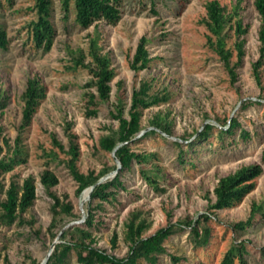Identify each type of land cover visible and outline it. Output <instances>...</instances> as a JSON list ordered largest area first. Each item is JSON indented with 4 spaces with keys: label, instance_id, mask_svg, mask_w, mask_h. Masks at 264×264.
I'll list each match as a JSON object with an SVG mask.
<instances>
[{
    "label": "rangeland",
    "instance_id": "obj_1",
    "mask_svg": "<svg viewBox=\"0 0 264 264\" xmlns=\"http://www.w3.org/2000/svg\"><path fill=\"white\" fill-rule=\"evenodd\" d=\"M212 0H121V18L116 25L96 22L83 29L74 22L73 1L67 18L62 0H52L51 22L55 35L48 51L36 49L31 40L30 23L36 20L35 0H13L0 9V23L6 31L9 44L0 50V87L8 98V105L0 113L3 135L11 146L19 133L23 102L21 95L26 83L37 78L44 88L31 124L20 132L25 151V162L12 171L0 174V182L7 189L10 182L21 186L24 179L35 181L36 198L30 209L17 221L6 226L0 220V264H40L59 231L72 222L83 223L87 216L89 198L77 197V184L70 175L68 133L74 135L78 147V171L92 173L101 183L112 179L119 164L113 153L100 149L99 140L118 122L112 118L114 106L122 104L123 117L128 118L133 91L142 83L149 85L151 95H165L167 100L141 110V132L130 143L136 153L149 155V162L132 164L122 175L125 190L116 200L104 203L96 214L101 226L92 230L96 247L118 258L128 251L125 240V222L132 211L139 210L150 222L143 237L153 235L170 224L195 220L201 213L210 215V245L193 249L185 227L164 242L167 255L157 264H173L168 255L179 264H220L233 244L245 241L248 264H264V216L256 215L253 224L244 231L232 225L245 221L253 204L264 205V61L259 67V83L254 78L253 66L259 59L258 31L260 18L253 7L254 0H216L230 11L241 1L244 36V57L237 68L235 83L224 69L215 52L207 45L205 4ZM227 47L232 51L231 64L236 62L235 41L232 32ZM148 40L149 67L135 72L131 69L133 55L139 40ZM98 38L102 53L111 61L115 77L110 83L109 100L98 105V114L86 116L85 93L93 92L92 76L88 69L73 68L72 57L77 52L85 56L90 40ZM250 102V103H249ZM155 119L170 126V135L149 134ZM232 119L239 127L235 135L223 141L215 135L217 127L226 128ZM69 125V129L67 126ZM206 125L213 129L204 140L197 139ZM245 130L249 136L241 140L237 134ZM58 141L63 150L55 146ZM185 150L180 162L179 145ZM57 158L51 159L49 153ZM5 154V152H4ZM190 162L194 166H191ZM260 165L262 174L255 179L254 189L231 208L213 211V189L220 178L242 167ZM158 175L159 190H154L143 179L140 169ZM52 171L58 183L50 190L72 205V216H59L56 227L50 229L53 201L41 186L43 170ZM88 191V190H87ZM89 194V191H88ZM87 194V195H88ZM4 196H0V201ZM1 215V208H0ZM116 234V247L110 239ZM68 264H75L72 254ZM237 264V263H235Z\"/></svg>",
    "mask_w": 264,
    "mask_h": 264
},
{
    "label": "trees",
    "instance_id": "obj_2",
    "mask_svg": "<svg viewBox=\"0 0 264 264\" xmlns=\"http://www.w3.org/2000/svg\"><path fill=\"white\" fill-rule=\"evenodd\" d=\"M72 1L74 22L83 29H87L96 22L116 25L121 18L119 9L121 0ZM3 2L10 5L13 0H0V9L3 7ZM70 2L71 0H62L61 3L65 18L68 16ZM253 7L260 18L258 31V41L260 44L259 59L253 66L254 78L259 83V67L264 61V0H254ZM34 9L36 20L30 23L31 40L36 49L46 52L50 49L55 35L51 22L52 0H35ZM242 10L241 1H237L236 4L232 5L230 11H227L216 0L205 4L206 18L203 21V25L207 31V45L218 56L232 83H235L238 78L236 70L242 64L245 45L244 36L248 30L242 22ZM230 32H232L235 39L233 47L236 51V62L234 64H231L230 61L232 51L227 47V38L230 37ZM147 43L148 40L142 37L137 44L130 65L131 69L135 72L149 67L151 59ZM8 44L9 39L6 31L0 23V50H5ZM87 56L90 61L85 63L84 54L77 52L72 57V63L73 68L81 67L88 69L92 76L93 82L90 86L94 88L95 93H85V114L88 117H94L98 114V105L109 100L111 92L110 83L115 77V72L111 66L110 58L102 53V47L98 43V38L90 40ZM149 89L148 84L142 83L138 89L133 91L127 119L123 117L122 104L117 103L114 106L112 118L118 122V127L115 131L111 130L108 135L101 137L99 140L100 149L110 153L114 152V156L119 162L120 168L112 179L104 183H98L99 178L97 176L92 173L82 174L78 171V147L74 142V135L68 133L69 150L67 155L69 159L66 161V166L77 184L75 194L79 197L84 191L92 189L89 193L87 216L83 223L61 230L59 243L54 246L53 252L46 264H68V260L72 254L75 256V264H157L161 256L167 255L164 242L185 227L189 228L188 237L193 249H202L210 245L211 229L207 225L210 215L207 213H201L195 220L184 221L182 225L170 224L157 230L149 237H143V233L150 227V222L139 210L130 212L125 222V240L128 243V251L124 257L118 258L103 249L97 248L95 245L96 240L91 232L98 228V226H101V221H99L96 211L102 210L104 203L115 201L118 192L125 190L122 175L130 169L133 163L143 165L148 163L149 158H151L149 155L136 153L130 148V143L141 132V110L167 100V97L162 94L151 95ZM43 98L44 88L39 80L37 78L29 79L21 95L23 102L21 123L13 146L10 145L9 140L3 135V129L0 126V174L8 173L25 162V151L21 144L20 132L31 124L36 109ZM7 105L8 98L0 87V113L5 110ZM152 125L153 129L149 134H155L159 131L161 134L170 135V126L167 122L155 119ZM239 126L238 121L232 119L226 124V128L217 127L215 135L219 140L223 141L226 137L234 136ZM67 129H69V125ZM212 129L211 125H206L197 139L200 141L204 140L210 135ZM237 136L244 141L248 138L249 134L245 130H240ZM53 141L55 146L62 151V145L55 139ZM178 147V158L182 164H185L187 161L182 157L185 150L181 149L180 145ZM48 156L51 159L57 158L53 152L49 153ZM261 159L264 162V148ZM190 164L194 166L192 162ZM114 170H117V168ZM262 172L263 170L260 165H252L242 167L234 173L220 178L213 189L214 202L208 206L210 214L213 211L228 209L240 203L254 189V181ZM140 173L147 184L154 190H159L158 175L149 174L143 168L140 169ZM39 182L53 201L51 207L53 218L49 228L54 229L56 227V219L59 216H72L73 208L68 201L60 199L59 196L50 191L58 183L57 176L52 171L48 169L43 170ZM1 195L4 196V200L0 201V220L4 225L11 226L21 214H24L32 207L36 198L35 181L32 177H27L21 186L10 182L7 189H4L3 184L0 182ZM258 214L264 216L263 204H253L249 217L245 221L233 224V229L237 231L246 230L253 224ZM116 241L117 236L113 234L110 239L111 248L116 247ZM245 243V241H241L240 243L231 245L224 254L220 264H248L247 257L249 253ZM168 256L173 264H179L181 261V259L175 256ZM198 264L207 263L199 262Z\"/></svg>",
    "mask_w": 264,
    "mask_h": 264
},
{
    "label": "water",
    "instance_id": "obj_3",
    "mask_svg": "<svg viewBox=\"0 0 264 264\" xmlns=\"http://www.w3.org/2000/svg\"><path fill=\"white\" fill-rule=\"evenodd\" d=\"M112 153L114 154V152H112ZM118 164H119V162H118ZM119 168H120V165L118 166V168H117L115 174L118 172ZM100 182H101V181H98V183H100ZM91 189H92V188H90V189L88 190L89 193L91 192ZM84 192H85V191H84ZM84 192H83V193H84ZM87 198H89V194L87 195ZM83 220H84V219H83ZM75 224H77V223L72 222V223L68 224V225L66 226V228H67V227H70V226H72V225H75ZM61 232H62V231L59 232V234L57 235L56 239H55V240L53 241V243L51 244V246H50V248H49V250H48V253H47L46 257L44 258V260H43L40 264H46V263H47V261H48L50 255H51L52 252H53L54 246H55L57 243H59V237H60V235H61Z\"/></svg>",
    "mask_w": 264,
    "mask_h": 264
},
{
    "label": "bare ground",
    "instance_id": "obj_4",
    "mask_svg": "<svg viewBox=\"0 0 264 264\" xmlns=\"http://www.w3.org/2000/svg\"><path fill=\"white\" fill-rule=\"evenodd\" d=\"M87 194H88V191H85L84 194H83V199L85 201V199L87 198Z\"/></svg>",
    "mask_w": 264,
    "mask_h": 264
}]
</instances>
